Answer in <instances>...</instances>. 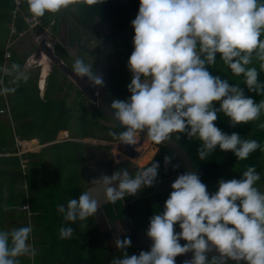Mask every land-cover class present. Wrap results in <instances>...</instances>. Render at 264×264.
<instances>
[{
  "label": "clouds",
  "instance_id": "clouds-1",
  "mask_svg": "<svg viewBox=\"0 0 264 264\" xmlns=\"http://www.w3.org/2000/svg\"><path fill=\"white\" fill-rule=\"evenodd\" d=\"M26 2L31 14L42 17L67 8L73 0ZM131 27L129 95L109 105L111 120L123 129L110 133L115 140L133 146L141 136L156 144L169 141L173 134L177 140L195 138L200 141V161L217 148L237 160L264 151L259 141L242 139L214 123L219 113L229 119V127L257 120L264 100L256 102L244 87L209 70L219 59L231 73L242 76L248 91H264L257 68L248 67L255 56L264 71V0H139ZM93 64L90 57L77 56L71 71L91 87L102 88L103 77ZM171 160L164 157L165 167ZM159 169L160 163L152 159L134 175L120 167L91 180L78 198L57 206L66 225L59 228V238L70 239L72 223L97 214L101 195L112 203L136 196L158 182ZM260 180L257 168L249 166L239 178L218 179L216 190L209 192L198 171H184L171 183L162 208L149 217L145 232L149 249L130 255L131 239L117 236L114 245L123 255L113 257L111 264H176L177 256L188 253L191 257L183 264H264V192L255 186ZM32 231L31 224L0 229V264H18V258L31 251ZM213 251L218 255L210 258Z\"/></svg>",
  "mask_w": 264,
  "mask_h": 264
},
{
  "label": "trees",
  "instance_id": "trees-1",
  "mask_svg": "<svg viewBox=\"0 0 264 264\" xmlns=\"http://www.w3.org/2000/svg\"><path fill=\"white\" fill-rule=\"evenodd\" d=\"M137 0H134L136 3ZM13 1L8 6L9 11L13 9ZM4 4V3H3ZM136 10L138 11V4L136 3ZM72 17L76 23H72L74 27L82 28L89 32L90 39L100 38L101 34L95 24L96 17L104 19L116 31H120L126 26L127 19L122 4L117 0H73L67 8L60 10L57 13H45L44 16L40 17L44 25H49L50 21L55 19V25L53 30L56 31V27L59 25V21L63 18L66 22ZM70 25V40L69 45L74 47V43L78 42L79 51H88L91 54L97 55L98 48L90 50L87 48V43L80 39V35ZM25 28V24L21 18L18 19V29L21 31ZM77 28V30H78ZM120 48V49H118ZM76 52L80 56V52ZM113 51L118 52L117 62L120 65V71L117 72L120 75V79H130L131 73L128 71L126 65L129 55L132 51V42H125L121 45H117ZM112 51V52H113ZM56 54L70 67L74 58L69 55L67 50L62 48L61 43L58 42L55 45ZM86 60L88 59L85 56ZM15 56L12 55L8 59V66L13 68V65H18L19 69L16 70L15 74L12 75L15 79H6L5 86L9 91L7 94L12 96L11 98V114L14 120L18 123V133L23 138H35L39 137L42 144L51 142L56 138V135L60 131V137H65L68 132L65 130L69 128L67 123L70 122V111L65 107V100L58 99L52 96L53 89L59 87V80L54 79L57 73L60 71L54 68L50 74L49 87L45 93V98L42 100L38 96L37 84L34 80H26L24 73L21 71L25 60L19 58L16 61ZM12 61V62H11ZM36 62V60H33ZM38 61H41L39 58ZM225 66L222 61L217 59L214 65L209 66V70L214 73ZM96 69V66H93ZM110 79L111 89L110 95L114 93L113 79H117L113 67L110 66ZM259 72L258 80L261 85H264V71L257 68ZM85 79V78H84ZM42 80V79H41ZM37 81V79H36ZM87 81V80H86ZM232 84L239 85L245 88L246 95L252 96L256 102L264 100V91L257 94L256 91H248L245 87L243 79H234ZM81 98V108L83 111L79 121V134L77 137H88L90 136L91 130L89 125L96 126L98 124L97 119L102 117V114L98 108H93V112L84 109L85 98L82 93L79 92ZM119 95V94H117ZM128 92H124L119 96L120 99H124L128 96ZM87 100V99H86ZM88 101V100H87ZM4 106V101L0 98V107ZM217 127L221 128L227 133L237 132L241 135L242 139H255L261 144H264V128L260 127L264 124V112L261 113L257 120L249 121L246 125L242 124L236 127H229V119L224 116L223 113H219V118L214 122ZM108 132H120L123 129L119 125L115 127L103 126ZM62 130V131H61ZM176 134H173L175 138ZM111 140H115L112 136ZM176 139V138H175ZM177 140V139H176ZM188 152L192 158L196 170L200 174V178L203 183L207 185L209 192L215 190L218 179L224 178L227 168L228 176H239L249 166H255L259 163L263 157L264 151L259 149L249 155L245 160H237V158L231 152H221L218 148L208 157L205 161H200L197 155V149L200 147V141L192 138L186 139L181 138L177 140ZM56 143L51 147H45L38 154L30 153V163L32 172L26 176V182L29 192L32 194V205L31 208L35 212L37 210H43V215H39L38 218L44 223L42 229L39 232L46 233L48 236L47 242H51V250L58 251L61 258L56 260L55 264H111L113 257H120L123 255L121 250H116L110 253L107 249H102L98 243L101 232L94 216L88 217L84 221H76L70 226L73 228V234L70 239L59 238V228L66 226L61 214L57 212V206L60 204H66L69 199L78 198V196L84 191L83 187L77 182L78 174L73 171L68 172V163L73 160L77 162L80 159L84 163L85 155L83 145L78 142H65ZM122 144V143H121ZM5 142H0V152L6 147ZM66 145L67 149L63 146ZM69 145V146H68ZM157 149L154 146L149 147V140L139 138L135 145H130L135 148L136 155H141V166H146L152 159L160 163L158 180L165 177L172 176L179 172H184L185 167L182 161L172 153L168 148L163 145L156 144ZM71 147V148H70ZM56 149L55 154L51 160L42 157L38 160L44 149ZM131 155V154H130ZM172 157L171 164L165 167L164 157ZM140 157V156H139ZM172 165H176L173 170ZM142 167V168H143ZM141 168V169H142ZM38 170V171H37ZM22 173L20 167V160L17 156H1L0 157V183L2 179H8L6 189L0 184V229H4L3 220L5 216L4 207H11L13 205L23 204L26 202V193L17 190V180ZM166 173V174H165ZM154 186L144 188L138 195L126 197L124 200H118L113 207L112 204H108L106 213L108 218L119 219L124 218L128 215L131 222L136 229L147 228L149 217L162 208L164 201L166 200L169 192L163 191L160 193H153ZM50 225V226H48ZM178 230V226L176 227ZM36 232V231H35ZM37 233V232H36ZM84 234V236L82 235ZM185 241H181V244ZM147 248H135L132 246L127 249L128 253L138 254L141 250H148ZM179 257L175 258V261L179 264ZM29 260V256L26 254L18 258V264L26 263ZM183 264V263H181Z\"/></svg>",
  "mask_w": 264,
  "mask_h": 264
},
{
  "label": "crops",
  "instance_id": "crops-1",
  "mask_svg": "<svg viewBox=\"0 0 264 264\" xmlns=\"http://www.w3.org/2000/svg\"><path fill=\"white\" fill-rule=\"evenodd\" d=\"M11 2H12V0H0V16H3V17H1L0 18V20L2 21V20H7V21H9V22H11V11H9V9H8V6H6V5H8V3H9V5L11 4ZM4 3V4H3ZM13 4V3H12ZM62 19V18H61ZM95 22H96V19H95ZM6 23H4V24H2V25H0V29L3 27L4 29H5V33H4V35H1L0 34V50H3V52H5V50H6V45H7V40H8V36H9V34L7 35V32L6 31H9L10 30V28L8 27V29H6L7 28V25H5ZM97 26V25H96ZM98 28V27H97ZM99 29V28H98ZM100 31V34L102 35V30H99ZM107 32V31H106ZM52 33L53 34H49L48 33V36H47V39L49 40V41H47L50 45H52L50 42H52L53 44H54V49H55V45L58 43V42H60L62 45H63V47L68 51V53L71 55V53L70 52H75L76 53V51L78 52V42L76 43H74V48H75V50L73 49V47L72 46H69V40H70V24H69V29H68V32H67V38H68V44L67 45H64L62 42H61V37H63L64 36V26L62 25V28L60 29V26L58 25L57 27H56V31L54 30V31H52ZM28 35H30V34H28ZM52 35H54V38H53V36ZM30 37L31 38H33L32 37V35H30ZM86 38V37H85ZM28 38L27 37H24V36H22V38H20L19 40H18V42H17V44H15V45H13L12 47V50H14V51H12L11 52V56L12 55H14L15 56V60L16 61H18L19 60V58L21 57V58H23V54H21L20 53V55H18V53H19V51H18V49H16L22 42H24V41H26ZM27 41H29V39L27 40ZM25 45V44H24ZM44 47H42V48H40L39 49V52L40 51H43V56H41L40 54H37V55H34V56H38L39 55V57L41 58V60L43 61V62H38V63H36V64H39L40 65V67L39 66H31V65H28V63L26 64V62H25V64H24V66H23V68H22V70L21 71H18V73H20V72H23L24 73V77H25V79L26 80H34V82H35V84H37V88H38V82H39V79L41 80L42 79V82H43V88L44 87H46V89H44V91H46L47 89H48V87H49V78H50V74H51V72L53 71V69L55 68V62L50 58V55L49 54H47V50H48V48H49V46H47V45H43ZM70 47V48H69ZM52 53H54L55 54V50H54V52L52 51ZM34 56H32V61L31 62H34L33 60H36V58L34 57ZM58 56V55H57ZM72 56V55H71ZM45 57H47V60H46V62H45V60H43V59H45ZM73 58H75V56H72ZM24 59V58H23ZM4 61H5V56H4V59H3V62L0 64V66L1 65H3V63H4ZM7 62L9 61V59H7L6 60ZM12 62V61H11ZM28 62H30V61H28ZM46 65H48L47 67H45ZM60 69H59V68ZM58 70H60V74L59 73H57L56 74V76L54 77V79H63V77H62V73L64 74V73H66V75L68 76V77H70V79H72L75 83H76V85L79 87V89L80 90H82V91H84L85 93H86V95H88V97H90V99H92V96H91V93L93 94L94 93V88L93 87H91L89 84H88V82L86 81V79H80V78H78V77H75L74 76V74L72 73V71H71V67L69 66V65H67L63 60H62V62L58 65ZM10 69H12L11 67H9ZM38 68H40V70H38ZM36 69H37V71H36ZM13 70V73H11V74H9V75H6L5 77H4V86H5V83H6V79H15L12 75H14L15 74V72H16V70H14V69H12ZM62 72V73H61ZM46 74H47V76H46ZM45 76H46V78H45ZM32 77V78H31ZM0 78H1V75H0ZM36 79H37V81H36ZM75 79H78L77 80V82L75 81ZM59 82H60V80H59ZM40 83V82H39ZM49 84V85H48ZM40 87H41V84H40ZM43 88L41 89L40 88V90H41V92L39 91V89H38V96L40 97V99H44L45 98V93L44 92H42V90H43ZM60 87H58V88H56V89H59ZM53 90H55V89H53ZM56 93L55 92H53L52 91V96H56L55 95ZM5 95H6V92H5ZM55 98H60V96H56ZM64 100V99H63ZM85 102H87V100L85 99ZM65 104H66V101H65ZM78 104H79V107H81V103L80 102H78ZM90 104L92 105V107L93 108H96L91 102H90ZM84 105H85V103H84ZM6 106V107H5ZM83 107V106H82ZM7 105L6 104H4V106H1L0 107V113H6V111H9V113H10V108H7ZM6 109V110H5ZM83 109V108H82ZM80 110V109H79ZM79 110L78 111H76V112H79ZM72 111V110H71ZM83 111V110H82ZM78 114V116H79V118L78 119H76L75 120V122L73 121V116H76ZM12 115V114H11ZM70 116H71V118H70V125H69V128H67V129H65L67 132L69 131V132H71V135H70V137L68 138V139H63L64 137H57V138H55L56 139V141H51V142H48V143H45V144H42L41 142H40V138L39 137H35V138H23L19 133H16V134H18L23 140H25V141H31V140H37V142H40V144H42L43 145V148H45V147H48V146H46V144H51L52 143V145H53V143H61V140L63 141L64 140V144H66L65 142H78V143H80V144H82L83 145V143H85L86 142V140L88 141L89 139H92V138H85V140L84 139H81V138H79V137H77V135L75 136L74 135V133L76 132V130H77V127L79 128V123H78V121H80V116H81V114L80 113H75V111H74V113H71L70 112ZM73 122H74V124H73ZM19 123V122H18ZM78 123V124H77ZM16 126H17V123H16ZM62 131V130H61ZM59 133L60 132H58V136H59ZM68 135H69V133H68ZM14 136V134L12 135V137ZM14 138V137H13ZM8 139V138H7ZM96 140V139H95ZM12 141H13V139H12ZM80 141V142H79ZM6 147L5 148H3L2 149V151L0 152V153H2L3 151H8V150H10V149H12L13 148V143H12V146H11V148L9 147L10 145H11V143H9V141H6ZM49 146H51V145H49ZM10 148V149H9ZM89 148H92V149H89ZM83 150H84V155H85V160L87 161V163L88 164H90V165H98V163L99 162H97L101 157H107V153L105 152V151H103V150H99V149H97V148H95V147H92V146H88V147H84V145H83ZM87 150H88V153H89V159H87V156H86V152H87ZM42 151V150H41ZM40 151V149L39 150H35V152H31V153H36V154H38V153H40L41 152ZM30 154V153H29ZM29 154H28V158H29ZM1 157V156H0ZM5 157V156H4ZM79 160V159H78ZM78 160H77V162H78ZM30 163V158H29V162H28V164ZM75 163H76V161H74L73 162V160L71 161V162H69L68 163V168H67V170H66V175H68V172H70V171H73L74 173H76L75 172V169H76V165H75ZM27 164V165H28ZM20 167H21V164H20ZM22 179V173L20 174V176H19V178H18V180H21ZM17 190H18V184H17ZM23 192H26L25 190L23 191ZM34 194L33 192H29V189H28V194L26 193V200L28 199V196H29V201H30V203H31V205H32V194ZM24 204V203H23ZM18 205H22V204H18ZM18 205H13V206H11V207H4V210H5V216H4V220H3V226H4V229L5 230H10V229H12V228H10V221H11V217L8 215V213L10 212V211H14V215L18 218V224L19 223H21L22 224V226H24V223L23 222H25V220H24V218H23V216H25L24 215V213L23 212H18V210L15 208V207H18ZM33 212H34V216H33V221H34V223H35V227H36V232H35V235H36V245H37V252H36V256H35V258H34V264H38V262L36 261V258H38L39 260H40V262L41 263H39V264H55V262H56V260H58L59 258H61V256H60V254H58V251H55V250H51V248H52V246H51V242L50 241H46V240H48V236L46 235V233H43V232H39V230L40 229H42L43 227H45L44 226V223L41 221V219L40 218H38L39 217V215H43L42 213H43V210H37L36 212L34 211V210H32ZM124 218H126V217H124ZM17 224V225H18ZM48 226H50V225H48ZM100 230V229H99ZM101 232V231H100ZM110 236V235H109ZM109 238V237H108ZM111 240V241H110ZM112 239L111 238H109L108 239V243L110 244V243H112ZM101 247H102V249H103V247H104V249H107L108 250V248H107V244H106V242H105V239L103 238V236H102V234H101ZM47 250H49L50 251V253L49 252H47ZM111 253V252H110ZM28 256H29V260L26 262V263H22V264H33V260L31 259V257H30V255H29V253L27 254ZM44 261H46V262H44Z\"/></svg>",
  "mask_w": 264,
  "mask_h": 264
},
{
  "label": "flooded vegetation",
  "instance_id": "flooded-vegetation-1",
  "mask_svg": "<svg viewBox=\"0 0 264 264\" xmlns=\"http://www.w3.org/2000/svg\"><path fill=\"white\" fill-rule=\"evenodd\" d=\"M70 18H72V17H70ZM95 24L98 27V23L95 22ZM83 31H84V29H82V28H80V29L78 28V30L77 29L75 30V32L80 35V39L85 42V40H83V34H82ZM84 32L86 34L85 37H89V40L86 43H87V48H89L90 50L99 48L97 46H100L103 38H107L109 36V34H110L109 33L108 35H106L104 37H103V35H101L100 38H98V39L97 38H93V37H92V39H90L89 32L88 31H84ZM115 32H117V31L115 30ZM262 38H264V33H262ZM99 39H101V41H99L100 43H98L96 41V40H99ZM91 40H94L96 42L90 43ZM129 42H132V39ZM94 46H96V48ZM114 48L112 49V51L114 50ZM118 49H120V48H118ZM82 51L84 52L83 55L85 57H87V58L93 57L94 58V66L97 67V63H96L97 62V56L95 54H91L88 51H84V50H82ZM112 51L110 53V57L113 58L112 62H111V66L113 67V71L115 72V76H116L117 79H113V82H112V84H113V88L112 89L114 90V93H112V95H110V101H112L113 99H120L119 96L127 91L126 90V85L130 81V79H120V75L117 74V72L120 71V65L117 62L118 52H116V51L112 52ZM254 59L258 60L254 56L252 62L254 61ZM260 63L261 62L258 60L254 67L255 68H259L260 67ZM225 67H227V66L225 65L224 68ZM110 72H111V70H110ZM213 74H216V73H213ZM223 78H225V79H238V76H236L233 73H231V71L229 69V73H227L226 76L223 77ZM240 79H243L242 76H240ZM62 84H64V82ZM59 87H60L59 89H55V90H53V92L56 93V96H57V94L61 95L59 99H64L65 100L66 96L62 94V86L59 85ZM38 88H39V91L41 92L40 83L39 82H38ZM110 89H111V79H110ZM46 91H43V92L46 93ZM117 94H119V95H117ZM87 102H85L84 109L88 110L90 112H93L94 109H93L92 105H90ZM65 107H66V105H65ZM69 111L71 113H74L73 110L72 111L69 110ZM75 113L82 114V109H80L79 112L75 111ZM97 122H98V124L96 126H93L92 124L89 125L92 134H90V136H88V137H81V139L85 140V138H92V139H89L88 141L86 140V142L83 143L84 147L86 148L88 146H92V147H95V148H97L99 150H103V151H105L107 153V157H101L97 161V162H99L98 165H90V164L87 163L86 160H84V163H83V162L80 161V159L78 160V162L75 163V165L77 166L76 169H75V172L78 174L77 182H79L81 184V186L83 187L84 191L87 190V188L89 187V183H90L91 180H93L94 178H98L101 174L111 175V173L113 171H115L116 169H118L120 167H128L129 171L131 173H133V175L135 174V171H132L133 168L135 167L134 164H132L130 162H127V161L123 162L122 161L123 159L120 161L119 164L114 162V160H118V159L122 158L123 152L127 153V155L128 154L130 155L131 153L136 151V149L131 147L130 145H125V146L123 145L122 149H121L120 148L121 143L119 141L111 140V138H110L111 137V135H110L111 132H108V130L103 128V126L115 127L118 124L110 122V121H106L103 118V116L101 118L97 119ZM78 123H79V121H78ZM140 138L145 139L143 136H141ZM114 144L118 146V149L114 150V153H113L112 146H114ZM151 145L154 146L157 149L156 143L150 141L149 147ZM129 157H132V156H129ZM141 157H139V156L137 157V158L140 159L137 162L139 165H140V162H141ZM80 165H82V171H83L82 175L80 174V168H79ZM88 167H90V168H88ZM89 169H90V171H89ZM88 175H90V177H88ZM99 198L101 199V201L103 200L102 195ZM116 202L108 203V204H112L113 207H115ZM108 204H106L103 207V212H104L105 215H107L106 208H107ZM102 214L103 213L100 210H98L97 216L99 218H101ZM95 219H96V217H95ZM119 219H121V218H119ZM122 219H124V220L119 221V224H118L119 226L118 227H114V229H113V227L110 226V228H111L110 237L109 236L108 237L111 238L113 241H114V239L117 236H119V237H122V236L131 237V227L128 224L126 218H122ZM134 229L136 231V234H135L136 236L134 238V241H132V243H131L132 246L135 247V248H138V249L149 247L151 241L145 235V232H146L144 230L145 228H143V229L134 228ZM176 231H179V228ZM98 241H99L98 243L101 246V237H100V239ZM103 249H104V247H103ZM190 257H191V253H188L186 255L180 256L179 257V264L183 263V261L185 259H189ZM175 262H176V264H178L177 261H175Z\"/></svg>",
  "mask_w": 264,
  "mask_h": 264
},
{
  "label": "rangeland",
  "instance_id": "rangeland-1",
  "mask_svg": "<svg viewBox=\"0 0 264 264\" xmlns=\"http://www.w3.org/2000/svg\"><path fill=\"white\" fill-rule=\"evenodd\" d=\"M136 3L139 5V0H137L136 1ZM1 17H3V16H0V18ZM4 23H6L5 25H7V28L6 29H8V27L10 28V26H11V22H9V21H7V20H0V25H2V24H4ZM68 23L71 25L72 23H76L74 20H73V18H69V21H68ZM71 27L74 29V30H76L77 28L76 27H74L73 25H71ZM106 30H107V32H105V30H103L102 29V35H103V37L104 36H106V35H108L109 33H111V30H110V28H106ZM85 31V30H84ZM83 31V40H85V42H88V40H89V37H86L85 38V36H86V34H85V32ZM7 32V35L9 34V36H10V30L9 31H6ZM4 33H5V29L2 27L1 29H0V34L1 35H4ZM43 34V31H41L40 29H38L37 31H35V33H34V35L32 36L33 38H31L30 37V35H25L24 37H27L28 39H29V41H24V42H22L16 49H18V51H19V53H18V55H20V53L21 54H23V58H24V60H25V62H27V61H32V56H34V55H37V54H40L41 56H43V51H40L39 52V48H40V40L42 41L43 39H42V36H40V35H42ZM9 36H8V38H9ZM40 36V37H39ZM52 36H54V35H52ZM20 38H22L21 36H18V39H17V41L14 43V45L15 44H17V42H18V40L20 39ZM43 38H45L46 39V37H43ZM104 39V38H103ZM8 41V40H7ZM47 41V40H46ZM98 43H100L99 41H101V39H99V40H96ZM96 41H94V40H91L90 41V43H94V42H96ZM53 46H54V44L52 43V42H50ZM25 44V45H24ZM42 44L44 45V43L42 42ZM43 45H41V48L42 47H44ZM61 46H62V48L64 49V47H63V45L61 44ZM97 47H99V46H97ZM13 48V47H12ZM12 48H11V52L12 51H14V50H12ZM73 49L75 50V48L73 47ZM76 51V50H75ZM47 52V54H49V55H52V52H50L49 51V49L46 51ZM68 52V51H67ZM77 52V51H76ZM80 52V56H84L83 54H84V52L83 51H79ZM71 53V55L72 56H74V55H78L77 53H75V52H70ZM55 54H56V52H55ZM57 55V54H56ZM70 55V54H69ZM70 55V56H71ZM4 56H5V52H3V50H0V64L3 62V59H4ZM97 56V55H96ZM35 58H36V63H38V62H43L42 60L41 61H38L39 60V55L38 56H34ZM93 60H94V58L93 57H91ZM43 60H45V62H46V60H47V57H45V59H43ZM257 61L258 60H255L254 59V61L251 63V64H249L248 65V67H254L255 66V64L257 63ZM35 62H32V64H31V66H39L40 67V65L39 64H36ZM56 64V63H55ZM30 65V64H29ZM59 65V64H58ZM58 65L56 64L55 65V68H57L58 67ZM48 65H46L45 67H47ZM93 66H94V64H93ZM41 68V67H40ZM40 68H38V70H40ZM59 68V67H58ZM57 68V69H58ZM1 69V68H0ZM60 69V68H59ZM96 71H97V69H95ZM36 71H37V69H36ZM60 71V70H59ZM38 72V71H37ZM62 73V72H61ZM213 73H214V71H213ZM227 73H229V69H228V67H225L224 68V66L219 70V72H218V74L219 75H221L222 77H225L226 76V74ZM217 74V73H216ZM46 76H47V74H46ZM46 76H45V78H46ZM62 77H63V79H60V82H59V85L60 86H62V94L63 95H65L66 97H65V101H66V104H64V105H66V108L67 109H69V110H73V111H78L79 109H82L81 107H79V104H78V102H79V99L81 98V95L79 94V91L82 93V95H83V97L85 98V99H87L88 100V102L87 103H89L90 104V100H89V97H88V95H86V93L84 92V91H82V90H80L79 89V87L76 85V83L72 80V79H70V77H68L67 75H66V73H62ZM32 78V77H31ZM238 78L240 79V76H238ZM86 79V78H85ZM77 80L78 79H75V81L77 82ZM227 80H229V82H232L234 79H227ZM39 82H40V84H41V86L43 87V82H42V80H40L39 79ZM64 82V84H62ZM4 88H6V86H2V85H0V89H4ZM84 92V93H83ZM61 94V93H60ZM56 95V94H55ZM58 96H61V95H59V94H57V97ZM56 97V96H55ZM0 98H2L3 99V101H4V104H6L7 105V108H10V113H9V111H6V113H0V142L2 143V142H5V140L6 141H9V143H11V145L9 146L10 148H11V146H12V143H14V141H12V139H13V137H12V135L14 134V133H18V126H16V120H14V118L12 117V115H11V108H12V106H11V98H12V96H9L8 94H7V92H6V95H5V92L4 93H0ZM91 105V104H90ZM6 107V106H5ZM6 108V109H7ZM5 109V110H6ZM79 118V116H78V114L76 115V116H73V121L75 122V120L76 119H78ZM74 122H73V124H74ZM18 124V123H17ZM68 125H70V123H67ZM71 126V125H70ZM78 130H79V128L77 127V130H76V132L74 133V135L76 136V135H78L79 134V132H78ZM60 132V131H59ZM68 133H69V135H67V136H65L63 139H68L69 137H70V135H71V132H69L68 131ZM57 137H60V135L58 136V134L56 135ZM56 137V138H57ZM8 138V139H7ZM71 138V137H70ZM53 141H56V139H54ZM80 142V141H79ZM33 143H35L36 144V150H39L40 149V151L43 149V145L42 144H38V142H37V140H35ZM60 143V142H59ZM61 143H64V140L62 141L61 140ZM124 144H122L121 145V147L123 146ZM149 145H150V141H149ZM69 146V145H68ZM125 146V145H124ZM49 147H51V146H49ZM64 148L65 147H67L66 145H64L63 146ZM9 148V149H10ZM71 148V147H70ZM13 149V148H12ZM12 149H10V150H12ZM65 149H67V148H65ZM89 149H92V148H89ZM116 149H118V146L117 145H115L114 144V146H112V151H113V153H114V150H116ZM55 151H57L55 148L54 149H44V151H43V153H42V156H40L39 158H38V160H41L42 159V157L43 158H45V160L47 159V157H48V160L50 161L51 160V158H53V156H54V154H55ZM129 156H131V155H127V153H124L123 152V155H122V158L121 159H118V160H122L123 162H130V163H132V164H134V166L136 165V164H138L137 162L140 160L139 158H137L138 156H135V157H129ZM124 157H126L127 159H124ZM139 165V164H138ZM143 166H141L140 165V168L139 169H141ZM79 168H80V174L82 175V173H83V171H82V165H80L79 166ZM256 168H257V172H260V175H261V180L260 181H258L257 182V184L255 185L260 191H262V192H264V154H263V157L261 158V160L259 161V163L256 165ZM229 169L230 168H227L226 169V172H225V176H224V179H231V178H234L235 176H228L227 174H228V171H229ZM26 170L28 171V173H30V172H32V168H31V166L28 164L27 165V167H26ZM38 171V170H37ZM236 178V177H235ZM7 183H8V179H2V183H0L1 184V186L4 188V190L6 189V186H7ZM17 184H18V191H23L24 190V188L23 187H21L22 186V184H23V180L21 179V180H17ZM17 186V185H16ZM216 190V189H215ZM215 190H213L212 192H214ZM8 215L11 217V221H10V228H14V227H20V226H22V224L21 223H19L18 224V218L14 215V211H10L9 213H8ZM23 218H24V220H26V216H23ZM32 219H33V216H32ZM26 222V221H25ZM24 223V222H23ZM18 224V225H17ZM83 236H84V234H82ZM85 237V236H84ZM47 252H49L50 253V251L49 250H47ZM36 261L38 262V264L39 263H41L40 262V260L38 259V258H36ZM44 262H46V261H44Z\"/></svg>",
  "mask_w": 264,
  "mask_h": 264
},
{
  "label": "water",
  "instance_id": "water-1",
  "mask_svg": "<svg viewBox=\"0 0 264 264\" xmlns=\"http://www.w3.org/2000/svg\"><path fill=\"white\" fill-rule=\"evenodd\" d=\"M118 1L122 4L125 15H126V19H127L126 26L123 29L115 32V28L113 26H111L107 21H105L104 19H101L99 17H96V22L98 23L99 30L103 29L106 32L107 31L106 28H110L111 33L109 34V36L107 38H104L102 40V42L98 48V53H97V62H96L97 63V72H99L102 75L103 80H104V86L102 88H98V94L96 96V102L95 103L89 97L90 102L96 108H98L100 110L103 118L106 121H110V122H113L111 120L112 115H111V110L109 107L110 102H111L110 101V66H111V62L113 59L112 57H110V53H111L112 49L114 47H116L117 45H121V44H123L127 41H130L132 39L134 32H133V29L131 27V21L135 18V15L137 14L136 3L134 2V0H118ZM62 25L64 26V36L61 37L60 39L64 45H67L68 44L67 32L69 29V23L66 22L62 18L59 21L60 29L62 28ZM48 49L50 52H52V49H50V48H48ZM74 56L77 57L76 55H74ZM50 58L57 65L62 62V59L59 56L55 55L54 53H52V55H50ZM144 138H146V137H144ZM53 144H55V143H53ZM49 145H52V143L46 144V146H49ZM160 145H163L164 147L168 148L172 153H174L182 161V163L185 167V171H189V172L197 171L196 166H195L192 158L190 157V155L186 151V149L174 137L167 142L160 143ZM86 156H87V159H89L88 150L86 152ZM88 168H90V167H88ZM139 168H140V165L136 164L132 171H136ZM89 171H90V169H89ZM182 173L183 172H179V173H176L172 176H168L166 178L158 180V182L154 185L153 193H160L163 191L171 190V188H170L171 183L175 180L177 175L182 174ZM88 177H90V175H88ZM108 203H112V202H104L103 200L101 201V205H100L99 210L103 214H102L101 218H99L97 216V214L95 215V217H96L98 227L101 231V234H102V236L105 239V242L107 244L108 251L113 253L117 249L115 248L114 241H112V243H110V244L108 243V239H109L108 236L110 235V231H111L110 226H112L114 229V227L119 226L118 225L119 221H122L124 219H122V218L121 219L108 218L107 215H105L103 212V207ZM125 217H126L128 224L131 227V237H129V238L131 239V241H134V238L136 236L135 235L136 231L133 227V224L131 222L130 217L128 215H126ZM146 229L147 228H145L144 230L146 231ZM124 237L125 236H122L120 238L123 239ZM214 255H218V254L215 251L208 253V256L210 258ZM242 264H243V262H242Z\"/></svg>",
  "mask_w": 264,
  "mask_h": 264
},
{
  "label": "built area",
  "instance_id": "built-area-1",
  "mask_svg": "<svg viewBox=\"0 0 264 264\" xmlns=\"http://www.w3.org/2000/svg\"><path fill=\"white\" fill-rule=\"evenodd\" d=\"M12 1H13L14 6L11 11L10 36L8 38L6 50H5V61L3 65L0 66L1 68L0 69V73H1L0 85L2 86L4 84V77L6 75L13 73V70L9 68L6 60L11 56V48L14 45V43L17 41L18 36L22 37L28 34L33 36L35 31L40 29L41 31H43V34L40 35L42 36L43 40L42 41L40 40V43L42 44L43 42L44 45L49 46V48H52V50L54 51V46L51 45L50 47V44L46 41L45 38H43V36H45L48 33L53 34L52 31H54L53 26L55 25V19L51 20L49 25H44L40 17H35L33 14L30 13L29 6L26 0H12ZM19 18H21L25 24V28L21 31L18 29V19ZM40 88L42 89L43 87L41 86ZM45 88L46 87L43 88L42 92L44 91ZM13 141H14L13 149L8 150V151H3L2 153H0V156L19 157L20 164H21V171H22V180H23V184L21 187H23L24 190L26 191L25 193L28 194V186L26 182V179H27L26 176L28 175V171L26 170V167L29 162L28 154L31 152H35L36 144L33 143L34 140H31V141L23 140L16 133H14ZM38 144H40V142H38ZM15 208L18 210V212H23L24 215L26 216V220H25L26 222H24V226L28 224H31L32 226L33 231L31 233V237L29 240L31 251L29 252V255L31 259L33 260V264H34V258L37 252L36 235H35L36 227L32 219V216H34V212L32 211V208H31L29 196L24 204L18 205V207H15Z\"/></svg>",
  "mask_w": 264,
  "mask_h": 264
},
{
  "label": "bare ground",
  "instance_id": "bare-ground-1",
  "mask_svg": "<svg viewBox=\"0 0 264 264\" xmlns=\"http://www.w3.org/2000/svg\"><path fill=\"white\" fill-rule=\"evenodd\" d=\"M47 36H48V34L45 35V36H43V37H46V38H47ZM47 41H49V40H47ZM41 45H43V44H40V48H41ZM50 47H51V45H50ZM40 48H39V49H40ZM27 63H28V65H29V64H30V65L32 64L31 60H30V62L27 61ZM93 90H94V93H93V94L91 93V96H92V101H94V103H95V102H96V96H97V94H98V88H94ZM145 139H147V138H145ZM149 141H150V140H149ZM119 145H120V144H119ZM121 145H122V144H121ZM121 145H120V148L122 149ZM144 153H145V152H144ZM144 153H143V154H144ZM143 154H141V155H136V153H134V154L132 155V153H131V156H132V157H133V156H134V157H135V156H140V157H141Z\"/></svg>",
  "mask_w": 264,
  "mask_h": 264
}]
</instances>
